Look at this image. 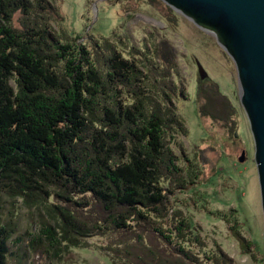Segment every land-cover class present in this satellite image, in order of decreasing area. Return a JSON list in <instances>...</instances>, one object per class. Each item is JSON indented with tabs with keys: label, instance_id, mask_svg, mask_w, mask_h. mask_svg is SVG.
<instances>
[{
	"label": "trees",
	"instance_id": "1",
	"mask_svg": "<svg viewBox=\"0 0 264 264\" xmlns=\"http://www.w3.org/2000/svg\"><path fill=\"white\" fill-rule=\"evenodd\" d=\"M50 2L0 0V201L10 198V215L22 205L43 210L55 222L51 226L41 219L51 232L50 243L28 234L27 249L44 247L53 254V244L84 249L96 240L111 252L113 264H220L194 253L199 248L191 220L175 215L174 223H162L170 211L168 195L185 188L168 186L179 158L159 145L154 129L135 128L140 121L133 117L143 118L147 104L121 97L131 83H140L139 69L149 72L134 62L150 51L143 41L127 49L128 43L112 32L103 67L118 100L108 98L110 89L95 74L87 46L65 44L47 30L22 32L12 23L15 13L32 17L34 7L43 12L52 8ZM176 70V65L167 68L171 88L161 86L168 94L156 102L159 110L174 100L172 88L180 85ZM215 98L224 108L225 96L215 91ZM203 108L197 101L198 114ZM153 122L156 128L157 119ZM16 231V223L0 215V264H8V258L21 263L24 252L14 250L25 234L15 237Z\"/></svg>",
	"mask_w": 264,
	"mask_h": 264
},
{
	"label": "rangeland",
	"instance_id": "2",
	"mask_svg": "<svg viewBox=\"0 0 264 264\" xmlns=\"http://www.w3.org/2000/svg\"><path fill=\"white\" fill-rule=\"evenodd\" d=\"M51 1L52 8L46 11L34 7L32 17L22 18L19 12L15 13L12 23L22 32L25 28L45 33L47 30L50 36L65 44L87 46L96 61L95 74L103 81L106 82L103 60L110 55L112 32H116L121 43H128L127 49L130 44L138 45L136 42L143 41L145 51H150V54L137 56L134 62L139 67H147L149 72L139 69L143 72L140 83H131L121 97L124 101L137 99L147 104L142 110L143 118L133 117L134 122L140 121L135 128L154 129L159 145L172 150L179 158L169 175L168 186L175 188L184 184L185 188L180 187L168 195L170 211L162 223H174L175 215L191 220L196 230L194 241L199 248L194 253L214 258L217 263L264 264L253 141L239 102L235 66L214 36L197 28L162 0ZM20 20L37 25L29 27L27 21L23 26ZM197 64L208 75L204 80L199 78ZM172 65H176L180 85L172 86L173 102L169 99L170 104L159 110L155 104L168 94L161 86L169 84L167 68ZM106 85L110 89L107 97L118 100L113 84L106 82ZM167 88H171L170 84ZM215 91L225 96L224 108L222 101L214 103ZM197 101L204 107L203 115L197 113ZM95 111L100 116V111ZM156 119L158 125L151 127ZM228 128L235 130L228 131ZM242 151H245V159L239 162ZM180 154L184 156L182 160ZM10 201L7 196L2 197L0 215L16 223L15 237L25 234V239L20 248L14 250L24 252L21 263L8 258V264H113L111 252L104 251L96 240H90L91 245L87 243L84 249L69 250L53 244L51 249L55 255L44 247L36 252L27 249L28 234L36 241L47 239L51 234L47 224L42 226L41 219L51 226L55 222L43 210L38 213L22 205L10 215L13 209ZM38 235L41 239L36 238ZM47 242L50 243L49 239Z\"/></svg>",
	"mask_w": 264,
	"mask_h": 264
},
{
	"label": "water",
	"instance_id": "3",
	"mask_svg": "<svg viewBox=\"0 0 264 264\" xmlns=\"http://www.w3.org/2000/svg\"><path fill=\"white\" fill-rule=\"evenodd\" d=\"M197 28L214 36L232 60L239 102L254 146L262 212L264 253V0H162ZM199 78L208 75L197 64ZM245 159L242 151L239 162Z\"/></svg>",
	"mask_w": 264,
	"mask_h": 264
},
{
	"label": "bare ground",
	"instance_id": "4",
	"mask_svg": "<svg viewBox=\"0 0 264 264\" xmlns=\"http://www.w3.org/2000/svg\"><path fill=\"white\" fill-rule=\"evenodd\" d=\"M108 226V225H107ZM98 234V233H97ZM137 240V239H136ZM112 242V241H111ZM110 245V244H109ZM123 248V247H122ZM129 248V247H128ZM131 253V252H130ZM119 254V253H118ZM179 258V257H178ZM128 259V258H127ZM144 263V262H143ZM198 263V262H197Z\"/></svg>",
	"mask_w": 264,
	"mask_h": 264
}]
</instances>
